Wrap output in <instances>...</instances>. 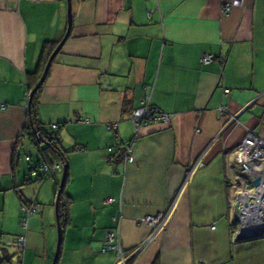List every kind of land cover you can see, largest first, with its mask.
<instances>
[{"label": "crops", "instance_id": "crops-1", "mask_svg": "<svg viewBox=\"0 0 264 264\" xmlns=\"http://www.w3.org/2000/svg\"><path fill=\"white\" fill-rule=\"evenodd\" d=\"M227 1L72 0L71 31L38 104L67 168L60 163L41 179L35 165L52 139L26 128L27 91L45 42L66 34L68 0H0L5 264H53L57 252L55 264H117L116 251L103 249L110 232L126 250L145 244L132 264H264V236L236 239L228 189V152L250 130L264 138V0H243L224 14ZM205 53L215 58L203 63ZM148 94L172 118L136 133L129 112ZM126 144L130 162L110 150ZM66 169L68 221L58 248L56 198ZM23 199L43 205L25 232ZM169 209L165 227L147 242L153 229L137 218Z\"/></svg>", "mask_w": 264, "mask_h": 264}, {"label": "built area", "instance_id": "built-area-1", "mask_svg": "<svg viewBox=\"0 0 264 264\" xmlns=\"http://www.w3.org/2000/svg\"><path fill=\"white\" fill-rule=\"evenodd\" d=\"M242 3L243 0H228L223 6V13L229 14L233 7L239 6ZM214 58L215 56L213 54L205 53L201 57V62L207 63ZM224 92L228 94L230 89L226 88ZM29 95L30 94L27 92L28 100ZM222 113L226 114V106L222 107ZM129 116L134 124L136 133H139V130L142 127L151 122L168 123L172 118V114L164 112L158 106L152 104L149 94L142 99L140 106L134 107L130 110ZM232 118L236 119V116H233ZM53 127L58 129L59 125H53ZM111 127L116 128L117 123L112 124ZM119 149L122 150V156L125 162L133 160L131 144L110 148L111 151ZM26 159L30 160V155H26ZM110 159H113V157H110ZM197 164L201 167L205 165L201 159L198 160ZM228 164L230 166V174L228 178L230 205L233 209L241 210L242 217L241 220L239 219L237 222L239 230L237 231L236 239H238L239 236L243 235L242 227L244 224L249 227H256L257 229L256 231L244 235H249L264 229V138H261L252 130L248 131L243 140L234 148V150L228 152ZM60 166L61 164L59 163L54 165H48L47 163L41 164V167L49 172V175H53L56 168H59ZM257 178L260 180L258 185L254 182ZM22 208L25 210L23 224L27 226L28 215L34 212L37 207L22 205ZM170 212L171 210L169 209L137 218L138 221L149 224L153 229L147 242L152 240L155 234L165 227ZM19 240L21 244H24L26 238L25 236H19ZM144 245L145 244L126 250L122 248L119 236L110 232L107 235L106 244L103 249H112L116 251L117 264H132L131 260L140 252V250H142Z\"/></svg>", "mask_w": 264, "mask_h": 264}, {"label": "trees", "instance_id": "trees-1", "mask_svg": "<svg viewBox=\"0 0 264 264\" xmlns=\"http://www.w3.org/2000/svg\"><path fill=\"white\" fill-rule=\"evenodd\" d=\"M58 43H59V41L58 42H54V43H50L49 41H47L43 45L42 55H41L40 64H39V71H38L39 76L37 78L32 79L30 81L29 87H28V91H27L29 94L31 93L32 89L34 88V86L37 84V82L41 78L42 72L45 69V66H46V64L48 62V59L51 56V54L53 53V51L55 50V48H56ZM41 90H42V86L34 93V95L32 97V100L30 102H28V125H27L26 128L31 129L32 126H38L40 128L41 135L44 134L47 138H48V135L51 134L50 137L52 139V143H50L48 148L42 149V147H41L42 153H44L45 156L42 157V159H38V161H37V163L35 165V167H37L39 169L41 168L40 170L44 172V174L40 176V178L43 179L44 177L47 178V177H50V176L47 174V171L41 167V164H46L47 163L48 165H54L56 163H59V164L61 163L62 166L65 165L66 168H67V154L61 148V145L59 143L58 135H56L55 132H53L51 130H49L48 132L47 131L45 132L44 131L45 129L43 128L42 123L40 122L39 113H38V104H39V97H40ZM53 128L54 127L52 126L51 129L53 130ZM54 129H57V128H54ZM31 134H33V133H31ZM48 139H50V138H48ZM35 141H37V139H35ZM46 150H49V151L52 150L53 152H55L54 156H56V158H54V159L48 158ZM27 155H30L31 159L30 160L26 159V160L29 161V162L30 161L32 162L33 155L32 154H27ZM37 168H35L36 172L38 171ZM65 172H66V177H65L64 185L66 184V181L68 179V170L66 169ZM54 174H53V176H54ZM58 190H59V188H58ZM57 194H58V192H57ZM66 197H67V193H66L65 188L63 187V190H62V193H61V197H60L59 206H58V218H59L62 230L67 225V221H68V203L66 201ZM22 205H26L28 207L36 206L37 209L34 212H32V213L38 212L43 207V205L40 204V203L27 202L25 199H23V201H22V203L20 205L21 208H22ZM22 211H23V218H24L25 210L22 208ZM32 213H30L28 215V217H27L28 219H29V216ZM22 224H23V221H22ZM23 226L27 230L28 225L25 226L23 224ZM21 236H24V235H21ZM18 239H19V237H18ZM5 260H6L5 256L4 257H0V264H5ZM153 264H159L158 258L155 259Z\"/></svg>", "mask_w": 264, "mask_h": 264}, {"label": "water", "instance_id": "water-1", "mask_svg": "<svg viewBox=\"0 0 264 264\" xmlns=\"http://www.w3.org/2000/svg\"><path fill=\"white\" fill-rule=\"evenodd\" d=\"M68 16H69V20H68V27H67V31L65 36L63 37V39L60 41V43L57 45V47L55 48V50L53 51V53L51 54V56L48 59V62L45 66V69L42 72L41 78L39 79V81L37 82V84L34 86V88L32 89L30 95H29V102L32 100V97L34 95V93L43 85V83L46 80L47 74L49 72V69L51 67L52 61L54 60V58L56 57V55L59 53V51L61 50L63 44L65 43L66 39L68 38L70 31H71V27H72V18H73V12H72V0H68ZM35 131L40 133V128L37 126ZM43 142H45L43 140ZM65 177H66V172H64L63 178L59 184V190H58V194H57V198H56V213H57V224H58V233H59V242H58V248L60 245V240H61V234H62V227L58 218V206H59V202H60V197H61V193L64 187V182H65ZM255 184L258 185L260 180L257 178L255 179ZM238 215V216H237ZM241 210L239 209H234V220L235 222H238L239 219L241 220ZM242 236V235H241ZM239 236L238 240H242L244 237L246 239H252V238H259V237H263L264 236V229L258 232H254L251 233L249 235L243 236V238ZM57 257H58V252L56 253L55 259H54V263H56L57 261Z\"/></svg>", "mask_w": 264, "mask_h": 264}, {"label": "rangeland", "instance_id": "rangeland-1", "mask_svg": "<svg viewBox=\"0 0 264 264\" xmlns=\"http://www.w3.org/2000/svg\"><path fill=\"white\" fill-rule=\"evenodd\" d=\"M31 145V144H30ZM30 149L34 152V154H37V153H39L38 152V148H36V146L35 145H31V147H30ZM60 178H63V176L61 175V177ZM62 180V179H61ZM41 215V210H39L38 212H36V213H32V215ZM41 222H43V221H41ZM57 229H58V227H57ZM23 230H24V232H25V228H23ZM39 234L42 236V234H43V226L40 224V229H39ZM235 234H236V231H235ZM243 236H246V235H242L241 237L243 238ZM243 239H246L245 237L243 238Z\"/></svg>", "mask_w": 264, "mask_h": 264}, {"label": "bare ground", "instance_id": "bare-ground-1", "mask_svg": "<svg viewBox=\"0 0 264 264\" xmlns=\"http://www.w3.org/2000/svg\"><path fill=\"white\" fill-rule=\"evenodd\" d=\"M256 230H257L256 227H249L246 224H244L242 227V233L243 234H248V233L256 231Z\"/></svg>", "mask_w": 264, "mask_h": 264}, {"label": "flooded vegetation", "instance_id": "flooded-vegetation-1", "mask_svg": "<svg viewBox=\"0 0 264 264\" xmlns=\"http://www.w3.org/2000/svg\"><path fill=\"white\" fill-rule=\"evenodd\" d=\"M41 134V133H40Z\"/></svg>", "mask_w": 264, "mask_h": 264}]
</instances>
